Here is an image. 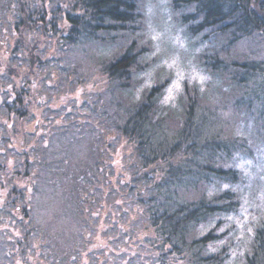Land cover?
I'll use <instances>...</instances> for the list:
<instances>
[{
    "label": "trees",
    "instance_id": "1",
    "mask_svg": "<svg viewBox=\"0 0 264 264\" xmlns=\"http://www.w3.org/2000/svg\"><path fill=\"white\" fill-rule=\"evenodd\" d=\"M11 2L0 4V264H264V218L249 244L229 220L247 150L236 130L264 142V0H169L207 45L196 62L212 81L166 102V75L142 87L153 60L139 0ZM54 200L71 220L61 231L35 214Z\"/></svg>",
    "mask_w": 264,
    "mask_h": 264
},
{
    "label": "rangeland",
    "instance_id": "2",
    "mask_svg": "<svg viewBox=\"0 0 264 264\" xmlns=\"http://www.w3.org/2000/svg\"><path fill=\"white\" fill-rule=\"evenodd\" d=\"M2 1L7 0H0V4ZM25 2L30 3L32 8L35 5L38 9L45 5V0ZM11 3L17 6L18 0H12ZM168 4L169 0H139L144 35L150 45L153 60L152 63L147 61L151 66L143 79L142 87L152 86L156 74L166 75L171 82L164 97L165 102L175 100L185 82L197 85L203 90L212 81V77L201 70L196 62L199 60L197 55L206 50L207 45L201 42L200 36L185 35V28L179 24L177 15L172 13ZM199 42L201 44H197ZM239 49L242 50L240 47ZM213 82L215 83V80ZM70 98L71 96L61 97L60 101L51 103V106L57 108L68 104ZM241 129L245 131H236L246 137L244 143L247 150L238 154L235 159V166L242 173V181L234 187L240 196L241 206L238 213L232 214L229 220L231 219L237 227L232 229L236 237L249 244L254 225L264 218V142L253 128L251 130L249 126H245ZM42 210H35V214L41 217V222L50 223L53 220V226L58 231L70 225V218H60L61 206L58 201L54 200L48 209ZM6 236H12L10 231Z\"/></svg>",
    "mask_w": 264,
    "mask_h": 264
}]
</instances>
